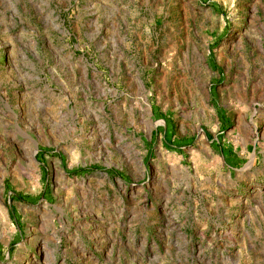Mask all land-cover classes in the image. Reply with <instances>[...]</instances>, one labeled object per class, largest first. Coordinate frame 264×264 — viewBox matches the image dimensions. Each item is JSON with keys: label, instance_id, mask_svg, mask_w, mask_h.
<instances>
[{"label": "rangeland", "instance_id": "1", "mask_svg": "<svg viewBox=\"0 0 264 264\" xmlns=\"http://www.w3.org/2000/svg\"><path fill=\"white\" fill-rule=\"evenodd\" d=\"M0 264H264V0H0Z\"/></svg>", "mask_w": 264, "mask_h": 264}]
</instances>
